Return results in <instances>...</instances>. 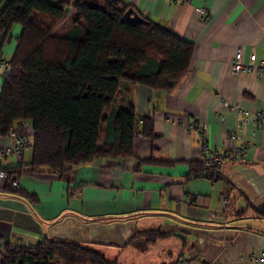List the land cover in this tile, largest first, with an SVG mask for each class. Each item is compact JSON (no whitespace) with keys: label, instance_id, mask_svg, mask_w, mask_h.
Listing matches in <instances>:
<instances>
[{"label":"crops","instance_id":"0c3cea01","mask_svg":"<svg viewBox=\"0 0 264 264\" xmlns=\"http://www.w3.org/2000/svg\"><path fill=\"white\" fill-rule=\"evenodd\" d=\"M122 1L193 41L189 70L170 90L121 86L116 105L132 103L139 117L153 118L154 136L138 131L131 156L68 164L61 176L23 166L18 189L33 194L32 201L8 191L14 189L6 186L9 180L0 179V245L32 246L48 236L76 240L119 264H264V258L250 259L264 251V216L246 209L249 202H264V131L259 123L242 125L240 110L226 105L264 107V73L256 79L231 74L238 48L244 60L252 51L256 63L264 60V0ZM75 17L70 8L54 33L62 35ZM20 32L19 24L11 27L3 53L12 47V56ZM198 122L206 123L207 140L216 148L229 145L228 134L237 129L255 143L245 161L224 163L213 184L194 174L202 153L190 125ZM16 128L32 135L30 121H18ZM12 144L10 136H0V169L31 161V147L21 156L1 154ZM240 209L244 213L236 215ZM148 229L169 235L155 243L129 241L133 231Z\"/></svg>","mask_w":264,"mask_h":264},{"label":"trees","instance_id":"16d2710c","mask_svg":"<svg viewBox=\"0 0 264 264\" xmlns=\"http://www.w3.org/2000/svg\"><path fill=\"white\" fill-rule=\"evenodd\" d=\"M70 8L76 17L62 35L55 34ZM127 9L137 11L122 0H0V54L11 27L21 26L11 71L1 84L0 136L18 121L32 125L31 161L3 167L14 174L6 186L23 166L61 176L68 164L131 156L138 131L154 136L153 118L139 117L132 103L116 105L117 93L123 84L137 83L170 90L187 74L194 43L140 13L136 22L124 18ZM8 191L35 200L22 189ZM247 208L264 216V202ZM168 235L135 230L129 241L155 243ZM0 247V264H119L69 238L44 236L32 246Z\"/></svg>","mask_w":264,"mask_h":264},{"label":"built area","instance_id":"2783aa9c","mask_svg":"<svg viewBox=\"0 0 264 264\" xmlns=\"http://www.w3.org/2000/svg\"><path fill=\"white\" fill-rule=\"evenodd\" d=\"M170 4H177L182 0H166ZM199 11L204 12V8H198ZM256 55L254 51H252L247 60L243 59L242 50L238 48L234 58L231 61V74L237 75L240 72H248L252 73L255 77H259L262 73H264V60L255 62ZM11 71V56L7 54H0V81L8 76ZM226 105L230 107L237 108L240 110V122L242 125L253 122L255 124H260L264 131V107L248 111L242 108H239L237 105L231 106L228 103ZM20 122V121H19ZM18 123V122H17ZM17 123H14L10 126L8 131V136L13 139V144L11 147H6L4 150H1V154H6L7 152H14L18 156H21L24 150L31 147L32 143V135L22 134L16 128ZM193 127L198 136H199V145L202 153L201 163L202 169L196 171L195 176L207 177L210 179L213 184L215 180L221 175L222 165L226 162L230 161H245L247 157V153L255 146V143L245 140L242 138L239 130H233L228 134V140L230 144L223 145L220 148H216L211 146L207 140V125L205 122H198L196 124L190 125ZM240 140L239 144L234 145L235 141ZM233 145V146H230ZM14 174L9 175L5 170L0 169V179H10ZM11 186L16 189L19 187V182L15 178L11 181ZM226 202V197L223 199ZM261 258H264V251L257 254H252L250 259L253 261ZM180 261H184V258L181 256L178 257ZM0 261H1V253H0ZM190 264H210L205 260H194Z\"/></svg>","mask_w":264,"mask_h":264},{"label":"water","instance_id":"95a60500","mask_svg":"<svg viewBox=\"0 0 264 264\" xmlns=\"http://www.w3.org/2000/svg\"><path fill=\"white\" fill-rule=\"evenodd\" d=\"M124 18L136 22L141 20V16L137 11H132V9H127L124 14Z\"/></svg>","mask_w":264,"mask_h":264},{"label":"rangeland","instance_id":"374dc122","mask_svg":"<svg viewBox=\"0 0 264 264\" xmlns=\"http://www.w3.org/2000/svg\"><path fill=\"white\" fill-rule=\"evenodd\" d=\"M67 19H68V17H67ZM65 21H66V20H65ZM65 21H64V22H65ZM64 22H63V23H64ZM9 47H10V45H8V48H9ZM11 48H12V47H11ZM11 48H10V49H7L6 51H4V53L8 55V54L10 53L9 50H11Z\"/></svg>","mask_w":264,"mask_h":264}]
</instances>
